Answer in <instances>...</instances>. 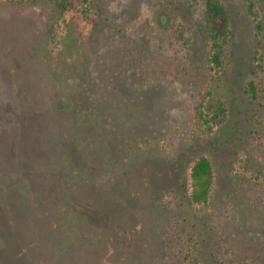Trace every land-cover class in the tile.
I'll return each instance as SVG.
<instances>
[{
    "label": "rangeland",
    "instance_id": "rangeland-1",
    "mask_svg": "<svg viewBox=\"0 0 264 264\" xmlns=\"http://www.w3.org/2000/svg\"><path fill=\"white\" fill-rule=\"evenodd\" d=\"M16 1L0 0V264H98V256L102 264H113L108 256L118 257L114 264H264V149L247 139L254 106L243 93L259 46L247 0H223L234 59L216 96L226 101L228 118L199 139L192 103L212 76L202 9L95 0L87 20L76 10L58 18L60 8ZM171 23L189 29L193 67L165 41ZM65 103H73L74 113H65ZM79 117L114 123L111 151L119 145L123 156L129 152L99 164L95 180L104 185L96 186L104 188L88 198L108 211L103 215L116 232L94 222L101 210L91 221L86 209L73 206L85 203L86 192L69 199L62 183L51 185L58 178L53 153L65 147L66 136H76L71 123ZM156 128L178 129V153L160 149L169 142L160 136L151 140ZM201 154L216 166L215 214L189 196L187 166ZM121 185L123 200L115 192ZM113 195L122 203L118 215L109 209Z\"/></svg>",
    "mask_w": 264,
    "mask_h": 264
},
{
    "label": "trees",
    "instance_id": "trees-1",
    "mask_svg": "<svg viewBox=\"0 0 264 264\" xmlns=\"http://www.w3.org/2000/svg\"><path fill=\"white\" fill-rule=\"evenodd\" d=\"M154 1L156 4L163 2L167 5H173L177 8L176 10H180V8L182 10L189 9L193 11H197L199 9L203 10L204 23L201 27V36L206 47V56L204 62L206 64V70L212 76L209 78L207 85H204L202 89H200L195 101L192 103L191 122L193 124L192 133L196 134V139H199L200 136L211 135L214 129L217 126L224 124L228 118L227 103L222 97L216 96V90L219 88V82L223 80L227 68L234 59V49L233 47L228 46L229 40H232V34L229 28L231 21L230 10L223 0ZM30 3L49 6L52 8V10H54V8H60L58 18L71 10H76L80 12L84 18L90 20L88 17V12L90 8H95V0H18L14 4L24 5ZM261 4H264V0H247L245 4L247 13L253 19L254 37L256 38L259 46L257 49H255L252 61L249 64L250 76L244 83L243 91L245 98L249 100V102L254 106V114L252 119L255 127L249 130L247 139L249 138L250 142L259 150L264 149V12L260 7ZM171 18L174 19L176 17L171 14ZM167 31L168 32L167 36L165 37V41L168 42L176 54H180L183 60L190 67H193L194 62L190 52V44L192 40L189 29L183 24L178 25L171 23L168 24ZM217 71L221 72L218 76L215 75V72ZM213 72L214 74H212ZM66 105L70 106L66 107L65 113H74L73 103H68ZM86 119L85 117H79L73 123H71V125L75 127L76 136L73 138H68L66 136L67 134H65L64 136H66L68 143L64 145L65 147H62V149H59L56 153H53V167H55V170H52V172L54 175L56 174L58 178H53L51 185L55 188L59 187L57 185L62 183V193L64 192L67 194L70 197L69 199L77 197L79 190L86 192L87 196L85 203L81 206H79L78 203H73V206L76 207L77 210L86 209L87 212L85 213L89 214L88 218L91 219V221H93L92 217H94L92 213L98 211L100 212L101 210V219L94 220V222H98V225L101 226H99V228L101 229L103 227V229L113 230L116 232V228H109L111 222L113 223V221H108L107 216L103 215L107 214L108 211L103 208H99L97 205H93L91 200L88 198H90L89 196L91 193H96L98 192V189L101 188V186H96L98 182L102 186L104 185L102 181L97 182L95 180L96 175L100 172L102 167H99V164L113 163V161L118 159L119 156L121 158H126V156H129V152H127L124 157L120 151L119 145H117L119 148L115 147V150L113 152L111 151L110 148L114 146L115 142H117V137L116 135L114 136V123L105 124L102 126L101 123H98V121L92 119V117L91 119ZM90 133L93 134V138L90 137ZM153 133L154 134H152L151 130V140L157 138V136H160V138H164V140L169 141L167 144L160 145V149H169L171 154H176L181 149L180 141L182 140L181 138L179 139L178 129L172 130L168 128H156L154 129ZM244 147L246 149V153L249 156H255L251 148H247L246 146ZM131 148H133V144H130L129 149ZM183 151V154L188 153L185 151V149ZM61 163L64 164L62 165ZM184 165L182 164V166L179 168L182 169ZM187 167L189 168L190 176L191 191L189 196L191 202L198 205H204L205 207L210 206V208L214 210L215 203H212L211 201L213 198L212 190L214 189V184L216 183V166L213 157L211 155H198L194 159V162ZM248 167L250 169L254 168L252 163ZM69 170L72 171L68 173ZM68 174L69 176L71 175V177H69L72 178L71 180H68ZM45 177L47 178L49 176L46 175ZM179 177L183 178L182 175H179ZM102 188L101 190H103ZM115 188V192L118 194V196H123L125 194L126 189L123 187V185H121V187ZM172 192L174 191L172 190ZM230 192V195L227 197L233 196L236 193V191H233V189ZM118 196H111L112 199L109 207V209L116 215L120 214L118 212V208L122 204H120L121 200ZM123 198L125 197L123 196L122 200ZM102 200L104 199L102 198ZM51 212L52 216H54L56 210L54 209ZM215 212L216 211L214 210L213 214H215ZM109 213L112 214L111 212ZM68 225L67 227L69 228ZM39 231H42V228H39ZM73 231H76V228L73 229ZM119 236L121 238V235ZM96 238H98L97 235ZM134 238L135 235H133L131 239ZM118 239L115 240L117 241ZM107 240L108 239L105 238L103 244H108ZM119 240L121 242H126L125 238H121ZM189 242H192L191 239ZM134 244L135 243L133 241V245ZM119 246L120 245L118 244L117 247ZM187 248H189V246ZM186 256L188 257V249ZM96 258L98 259V264H102L101 258L99 256ZM106 259L113 264L114 262L118 261V257H113L111 259V257L108 256Z\"/></svg>",
    "mask_w": 264,
    "mask_h": 264
}]
</instances>
